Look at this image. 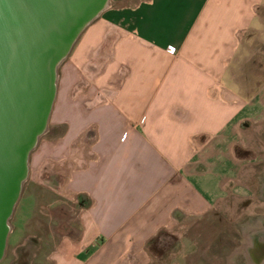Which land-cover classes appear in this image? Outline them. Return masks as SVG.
<instances>
[{"label": "crops", "instance_id": "0c3cea01", "mask_svg": "<svg viewBox=\"0 0 264 264\" xmlns=\"http://www.w3.org/2000/svg\"><path fill=\"white\" fill-rule=\"evenodd\" d=\"M68 56L50 115L65 128L35 163L50 158L54 188L86 205L51 264H151L159 231L232 195L254 210L235 150L264 130V0H109Z\"/></svg>", "mask_w": 264, "mask_h": 264}, {"label": "water", "instance_id": "95a60500", "mask_svg": "<svg viewBox=\"0 0 264 264\" xmlns=\"http://www.w3.org/2000/svg\"><path fill=\"white\" fill-rule=\"evenodd\" d=\"M109 0H0V261L46 132L58 68Z\"/></svg>", "mask_w": 264, "mask_h": 264}, {"label": "rangeland", "instance_id": "374dc122", "mask_svg": "<svg viewBox=\"0 0 264 264\" xmlns=\"http://www.w3.org/2000/svg\"><path fill=\"white\" fill-rule=\"evenodd\" d=\"M68 58L58 68V95L59 74ZM64 128L60 126L53 129L50 117L46 132L31 153L29 176L10 219L11 232L0 264H51L50 254L57 242L64 236L77 234L76 215L83 207L80 197H66L54 188L53 162L50 158L40 173L35 163V155L43 142H50ZM251 139L248 145L251 150L237 147L235 155L252 161L242 174L241 181H248L246 183L253 193L248 207L254 210L248 212L245 209L244 197L232 195L221 202L214 214L202 218H184L177 230L159 231L148 245L151 264H250L246 255V237L251 234L250 239L261 237V233H249L244 229L243 222H254L264 212V201H260L255 194L258 186L256 175L263 169L255 161L264 155V130L260 136L253 135ZM244 177L247 179L244 180Z\"/></svg>", "mask_w": 264, "mask_h": 264}, {"label": "flooded vegetation", "instance_id": "af4514ba", "mask_svg": "<svg viewBox=\"0 0 264 264\" xmlns=\"http://www.w3.org/2000/svg\"><path fill=\"white\" fill-rule=\"evenodd\" d=\"M259 233H261V237L263 236L262 240H258V237H256L257 239L254 240L253 238V240L247 242L246 255L250 260V264H264V231Z\"/></svg>", "mask_w": 264, "mask_h": 264}, {"label": "built area", "instance_id": "2783aa9c", "mask_svg": "<svg viewBox=\"0 0 264 264\" xmlns=\"http://www.w3.org/2000/svg\"><path fill=\"white\" fill-rule=\"evenodd\" d=\"M168 53L170 54H174L175 53V50L174 49H169L167 50ZM80 204L81 206H85L86 205V200L84 197L80 198Z\"/></svg>", "mask_w": 264, "mask_h": 264}, {"label": "trees", "instance_id": "16d2710c", "mask_svg": "<svg viewBox=\"0 0 264 264\" xmlns=\"http://www.w3.org/2000/svg\"><path fill=\"white\" fill-rule=\"evenodd\" d=\"M156 235H157V234H156ZM156 235H155V236H156ZM155 236H154L153 238H151V239L148 241V245H150V244L154 241V239L156 238Z\"/></svg>", "mask_w": 264, "mask_h": 264}]
</instances>
